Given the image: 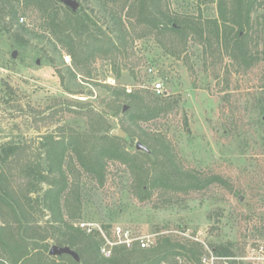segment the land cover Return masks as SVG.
Returning a JSON list of instances; mask_svg holds the SVG:
<instances>
[{
    "label": "rangeland",
    "instance_id": "obj_1",
    "mask_svg": "<svg viewBox=\"0 0 264 264\" xmlns=\"http://www.w3.org/2000/svg\"><path fill=\"white\" fill-rule=\"evenodd\" d=\"M77 1L83 11L103 17L94 1ZM258 2L248 31L242 32L254 56L248 66L235 60L230 46L218 45L222 40L213 33H205L203 40L169 31L156 35L135 23L129 29L128 54L116 57L119 74L111 60L115 57H96L89 65L90 75L77 72L78 91L73 89V94L61 87L55 69L60 68L58 59L50 63L39 50L46 40L15 46L0 28V143L27 138L35 146L38 135L59 125L77 131L88 130L90 123L107 126L109 133L117 127L125 130L123 122L128 121L117 108L128 103L111 101L107 86L127 93L139 91L147 99L159 95L173 103L169 110L138 121L131 129L136 134L141 128L160 134L172 151L177 171L194 174V187L153 184L160 161L137 154L134 144L139 138L126 139L125 131L121 150L144 164L145 179L137 183L136 174L118 160L107 162L103 185L83 173L79 177L85 195L82 216L75 221L95 227L108 224V238L113 227L120 226L136 240L150 236L155 242L159 236L170 235L196 241L204 250L206 245L212 249L224 245L235 255H244L250 245L264 243V0ZM164 3L172 12L203 22L220 21L221 11L229 14L236 5L234 0ZM119 5L110 2L108 8L117 10ZM17 7L24 24L41 32L37 10L23 4ZM60 51L70 66V55L63 47ZM153 80L162 82V93L151 89ZM4 83L14 87L13 92L5 90ZM141 185L148 191L146 197ZM37 217L44 224L49 213L40 209ZM180 261L189 264L182 257Z\"/></svg>",
    "mask_w": 264,
    "mask_h": 264
},
{
    "label": "trees",
    "instance_id": "obj_2",
    "mask_svg": "<svg viewBox=\"0 0 264 264\" xmlns=\"http://www.w3.org/2000/svg\"><path fill=\"white\" fill-rule=\"evenodd\" d=\"M92 1L103 17L92 16L80 5L75 11L71 10L60 0H0V28L15 46H31L46 40L39 50L50 63L58 59L60 68L55 69L61 87L71 94L78 91L75 88L79 83L77 72L84 70L90 75L89 65L96 57H115L111 60L119 74L116 57L128 54L129 29L135 23L156 35L169 31L182 38L194 36L203 40L205 33H213L215 38L222 40L218 45L231 47L230 54L235 60L239 59L246 66L253 60L244 38L253 7L260 3L258 0H234L236 5L229 14L221 11L220 21L213 19L205 23L192 15L170 11L164 0ZM110 2L119 3V9L108 8ZM19 4L37 10L41 32L18 21ZM133 19L134 22H130ZM99 20L105 22V26ZM234 28L238 29L233 32ZM58 45L70 55V66L64 63ZM3 85L5 90L13 92L14 87L9 83ZM107 89L111 101L128 103L124 112L123 105L117 108L122 112V119L128 121L123 122L126 139L137 136L150 149L149 153L141 150L136 153L155 156L161 163L152 183L174 189L194 187L197 181L194 174L177 171L172 151L160 134L142 128L136 134L131 129L138 121L157 118L173 103L159 95H150L147 99L139 91L127 93L118 86H107ZM87 127L88 130L77 131L71 126L59 125L55 130L38 135L35 146L27 138L0 143V264H161L169 259L174 262L177 257H182L186 263L200 264L204 253L200 243L170 235L159 236L146 248L140 247L138 242L131 246L112 245L109 256L105 257L100 252L103 236L97 230L86 232L77 225L75 219L82 216L85 196L79 185L83 173L103 185L107 162L118 160L136 174L137 183L145 179L144 164L121 150L125 137L113 136L105 125L90 123ZM140 189L146 197L148 191L142 185ZM40 209L49 213L44 224L37 217ZM101 227L108 237L109 225ZM52 244L69 246L77 252L79 260L68 254L49 255ZM213 249L219 256L235 255L229 246Z\"/></svg>",
    "mask_w": 264,
    "mask_h": 264
},
{
    "label": "built area",
    "instance_id": "obj_3",
    "mask_svg": "<svg viewBox=\"0 0 264 264\" xmlns=\"http://www.w3.org/2000/svg\"><path fill=\"white\" fill-rule=\"evenodd\" d=\"M20 23H24L25 19L24 16H20L19 20ZM149 71H152L149 68ZM151 89L160 94L163 92V85L162 82L159 80H153L151 82ZM128 90V89H127ZM129 91V90H128ZM79 227L85 229L86 232H92L93 230H97L104 238V242L100 246V252L105 256L108 257L110 254V248L112 245L115 244H125L126 246H131L134 241H138L140 247L146 248L150 247L153 241L150 239V236H140L136 240L129 230L123 229L120 226H115L112 229V239L108 238L107 235L104 233L103 229L97 225H93L90 222L80 221L77 223ZM179 258L180 261V257ZM243 261V263L247 262V264H264V243L257 242L253 245H250L244 255L238 256H219L214 252V249L210 248L206 245V249L204 250L203 255L200 257V264H233V262ZM181 262V261H180ZM179 264H183L182 262ZM161 264H168L166 261H163ZM191 264V263H189Z\"/></svg>",
    "mask_w": 264,
    "mask_h": 264
},
{
    "label": "water",
    "instance_id": "obj_4",
    "mask_svg": "<svg viewBox=\"0 0 264 264\" xmlns=\"http://www.w3.org/2000/svg\"><path fill=\"white\" fill-rule=\"evenodd\" d=\"M63 4L69 6L72 10H76L78 7V1L77 0H60ZM128 109V105L127 104H123V108H122V112L126 111ZM111 134L113 136H117V137H125L126 133L123 129L117 127L114 128L111 131ZM134 148L136 150H141L144 151L146 153L150 152V149L143 144L141 141H136L134 144ZM48 254L52 255V256H58V255H62V254H68L70 255L74 260L78 261L79 260V255L77 254V252L73 249H71L69 246H61L58 244H52L48 250Z\"/></svg>",
    "mask_w": 264,
    "mask_h": 264
},
{
    "label": "flooded vegetation",
    "instance_id": "obj_5",
    "mask_svg": "<svg viewBox=\"0 0 264 264\" xmlns=\"http://www.w3.org/2000/svg\"><path fill=\"white\" fill-rule=\"evenodd\" d=\"M61 2V1H60ZM62 3V2H61ZM63 4V3H62ZM63 5H65V4H63ZM66 7H69V6H67V5H65ZM70 8V7H69ZM71 9V8H70ZM72 10V9H71Z\"/></svg>",
    "mask_w": 264,
    "mask_h": 264
}]
</instances>
